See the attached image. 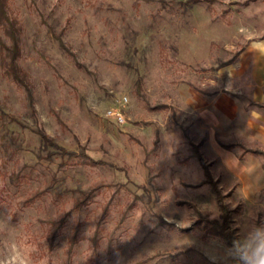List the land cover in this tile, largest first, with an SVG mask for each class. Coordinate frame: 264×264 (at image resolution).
Wrapping results in <instances>:
<instances>
[{
	"label": "rangeland",
	"instance_id": "rangeland-1",
	"mask_svg": "<svg viewBox=\"0 0 264 264\" xmlns=\"http://www.w3.org/2000/svg\"><path fill=\"white\" fill-rule=\"evenodd\" d=\"M243 1L6 0L35 113L0 67V264H253L264 245L262 157L219 144L264 149V107L238 56L221 65L264 35V0ZM0 40L11 42L2 25ZM118 106L122 122L106 114ZM37 127L104 163L46 156ZM190 141L225 194L230 241L195 225L194 208L210 220L219 209L208 184L189 185L203 178ZM65 210L49 243L48 221Z\"/></svg>",
	"mask_w": 264,
	"mask_h": 264
},
{
	"label": "trees",
	"instance_id": "trees-1",
	"mask_svg": "<svg viewBox=\"0 0 264 264\" xmlns=\"http://www.w3.org/2000/svg\"><path fill=\"white\" fill-rule=\"evenodd\" d=\"M251 1L253 0H244L241 3L248 4ZM0 25H2L6 29V31L9 33L11 37V42L7 45L4 41L0 40V67L2 68V71L7 76L11 77L13 80H15L17 83L21 84L24 87L27 93L29 104L31 105V110L33 113H35V109L31 102L32 100L31 86L29 85V82L26 78V73L23 70H21L18 67V64L16 63V58L20 52L17 27L15 25L14 19L7 12L6 0H0ZM240 51L241 49L234 52L231 58L223 61L221 65L231 63L238 56ZM138 82L139 81H137V83ZM253 103L264 107V104L262 102H253ZM2 115L5 116L7 114L6 112L2 111ZM11 119H14L13 116H11ZM35 131L39 135L42 147L45 148L46 150H48V148H51V150H48L46 153V156L48 157L51 156L53 153H57L59 155L67 156V157L77 155L81 157L80 161L85 164L96 165V164L104 163V161L102 160L93 159L87 154H85L84 151L82 150L83 148L82 146L79 147L80 149L78 151L70 150L64 147L63 145L59 144L58 142L54 141L53 138L43 128L37 127ZM158 140H159V136L156 131L155 137L153 139L152 149H155L157 147ZM219 144L225 149H231L235 145L240 146L242 150L239 154V157L244 156V154L246 153L259 155L262 157V165L264 166V149L262 148L249 147L240 142H237L235 144V143H225V142L219 141ZM190 146L192 148L193 155L196 157L200 166L202 167L203 178L199 182L189 184V185L197 186V185H202V184H208L211 190L215 194V201L219 209V218L210 220L207 214H203L199 211V209L194 208V215L197 217V219L195 220V225H198L200 228L204 230L203 236H207L208 234H213V235L226 238L227 241H230L232 237V229L230 228L228 223L230 221V211L231 210L227 207L224 201L225 194H223L220 188L218 187L217 185L218 180L213 177L210 171L209 162L206 161V159L203 157L202 152L199 149V143L190 141ZM97 189H98L97 186H93L85 190H80L79 195L73 198L72 208H81L87 205L90 199H92L93 196L96 194ZM39 193L40 191L37 190L29 198L30 199L35 198V196L39 195ZM106 207L107 206L105 204L104 211ZM67 213H68V210H65L62 212V214L58 218L49 219L48 222L50 223V229L46 232V236H47L49 243L53 241ZM159 220L162 222H165L162 216H159ZM78 229H79V224L75 223L72 235L68 239V243H67L68 252L72 250L73 245L78 240L77 238ZM100 230H101L100 219H98L95 225L94 234L92 236V240L94 243L98 241V233Z\"/></svg>",
	"mask_w": 264,
	"mask_h": 264
},
{
	"label": "crops",
	"instance_id": "crops-1",
	"mask_svg": "<svg viewBox=\"0 0 264 264\" xmlns=\"http://www.w3.org/2000/svg\"><path fill=\"white\" fill-rule=\"evenodd\" d=\"M237 66L247 74L250 98L264 104V35L244 46L238 54Z\"/></svg>",
	"mask_w": 264,
	"mask_h": 264
},
{
	"label": "built area",
	"instance_id": "built-area-1",
	"mask_svg": "<svg viewBox=\"0 0 264 264\" xmlns=\"http://www.w3.org/2000/svg\"><path fill=\"white\" fill-rule=\"evenodd\" d=\"M121 101L125 102L127 101V97L123 96ZM106 114L112 116L115 120L122 122L124 120L123 114L121 112L120 107H109L106 110Z\"/></svg>",
	"mask_w": 264,
	"mask_h": 264
},
{
	"label": "clouds",
	"instance_id": "clouds-1",
	"mask_svg": "<svg viewBox=\"0 0 264 264\" xmlns=\"http://www.w3.org/2000/svg\"><path fill=\"white\" fill-rule=\"evenodd\" d=\"M245 257L248 258L247 253H245ZM250 259L253 264H264V245L259 246Z\"/></svg>",
	"mask_w": 264,
	"mask_h": 264
}]
</instances>
